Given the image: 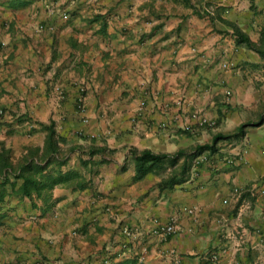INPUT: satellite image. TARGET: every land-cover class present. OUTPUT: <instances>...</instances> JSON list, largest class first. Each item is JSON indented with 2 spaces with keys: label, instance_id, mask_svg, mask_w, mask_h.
Segmentation results:
<instances>
[{
  "label": "crops",
  "instance_id": "0c3cea01",
  "mask_svg": "<svg viewBox=\"0 0 264 264\" xmlns=\"http://www.w3.org/2000/svg\"><path fill=\"white\" fill-rule=\"evenodd\" d=\"M263 34L256 0H0V151L43 168L0 177V264H264Z\"/></svg>",
  "mask_w": 264,
  "mask_h": 264
},
{
  "label": "trees",
  "instance_id": "16d2710c",
  "mask_svg": "<svg viewBox=\"0 0 264 264\" xmlns=\"http://www.w3.org/2000/svg\"><path fill=\"white\" fill-rule=\"evenodd\" d=\"M245 42L248 46L255 47L251 44L249 39H245ZM257 53L264 60V34H263V38L261 39V45L257 49ZM253 126H256V125L251 124V123H247V124L242 125L233 134H229V135L218 134L214 137L212 144L197 146L193 153H188L185 151H179L176 154L170 155V154H155L150 150H145V151H141V152L138 150H133L132 155L135 157L137 170H138L137 178L138 179L144 178L145 176H147L150 173L158 172V171L165 169L167 166L173 167L178 163V161L181 158L184 157L185 162H184V165L182 167L181 173L179 175H175V176L171 177L168 181H166V184H165V185H168L170 187L178 185L182 182L180 177L185 176L188 172L187 163L189 160L196 158L197 156L203 154L206 151L216 152L218 150L217 146L220 143L229 142V141H232L233 139L240 138V137L244 136L246 134V130L253 127ZM55 138L56 137H55L54 132L52 130H50V133L48 136V140L50 143V144H48V154H50V156L52 153H56V148L54 145ZM48 154L46 153L45 156L47 157ZM7 155H8V153L6 154L5 152H2V149H1V151H0V177H3L4 172L9 171V170H13V171L18 170V171H21L22 173H30V172L39 173L43 169L41 166L35 164L34 162L30 163L26 159L24 160L25 163L20 162L15 166L12 164L9 156H7ZM22 178L24 180V193L26 196L30 195L28 188L30 189L33 186L45 184V182H51V180L48 179V180H43L41 183V181L39 182L38 180L33 179L32 175H28V177L23 176Z\"/></svg>",
  "mask_w": 264,
  "mask_h": 264
},
{
  "label": "built area",
  "instance_id": "2783aa9c",
  "mask_svg": "<svg viewBox=\"0 0 264 264\" xmlns=\"http://www.w3.org/2000/svg\"><path fill=\"white\" fill-rule=\"evenodd\" d=\"M256 1L264 2V0H256ZM224 68L225 69H228L229 66L228 65H224ZM83 104H84V97L82 96L81 98L78 99V105L80 106V109L81 110L83 108ZM191 118L197 122V126L200 127V128L210 127L211 126V123L206 118L201 117L197 113L192 114ZM187 130L191 131V133L194 132V128H191V127H188ZM227 162L233 163L234 162V159L233 158H229L227 160ZM193 212L194 211H190V213H193ZM176 231H177L176 225L175 224H171V225L162 227L161 230L158 233H161L164 236H170V235L175 234ZM122 233L124 235H126V236L132 235V232L127 227L122 230ZM108 262L109 261H107L106 264H108Z\"/></svg>",
  "mask_w": 264,
  "mask_h": 264
},
{
  "label": "rangeland",
  "instance_id": "374dc122",
  "mask_svg": "<svg viewBox=\"0 0 264 264\" xmlns=\"http://www.w3.org/2000/svg\"><path fill=\"white\" fill-rule=\"evenodd\" d=\"M16 166V165H15Z\"/></svg>",
  "mask_w": 264,
  "mask_h": 264
}]
</instances>
